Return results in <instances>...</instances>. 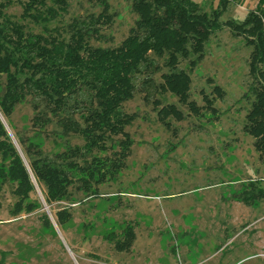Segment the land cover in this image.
Instances as JSON below:
<instances>
[{"label":"rangeland","instance_id":"rangeland-1","mask_svg":"<svg viewBox=\"0 0 264 264\" xmlns=\"http://www.w3.org/2000/svg\"><path fill=\"white\" fill-rule=\"evenodd\" d=\"M24 1L13 0L5 13L19 18ZM108 1L112 22L103 25L99 37L91 41L95 46H117L136 19L131 0ZM192 1L207 13L220 2ZM258 1L229 4L221 21H242ZM100 11L95 0H70L67 13L53 26L64 34L74 18ZM30 25L34 32L41 31ZM251 49L243 36L224 25L210 36L202 60L193 67L187 60L180 61L178 69L191 79L188 102L195 106L194 112L190 104L161 90V75L168 72L162 59H154L156 69L137 75L133 98L122 105L124 113L135 115L125 128L131 138L129 154L115 177L97 187L96 196H85L74 183L68 200L47 206L35 185L30 196L35 210L13 215V185L1 186L0 264H151L154 258L166 262L179 253L191 264H203L218 246L223 258L217 256L215 262L264 264V251H251L246 242L264 239V162L253 146L254 139L243 130L254 99L248 68ZM215 86L219 93L213 90ZM166 105H173L180 118L173 114L158 117ZM33 114L30 97L16 107L11 117L14 129L6 126L14 143L13 133L33 136ZM59 134L54 123L45 128L41 143L48 157L66 145L83 144L77 136ZM121 139L114 137L106 143L104 155L111 161L117 158L114 153H119ZM62 209L71 218L58 227L53 216ZM204 220L223 224L202 226ZM126 227L135 233L132 246L116 251L114 242L123 238Z\"/></svg>","mask_w":264,"mask_h":264},{"label":"trees","instance_id":"trees-1","mask_svg":"<svg viewBox=\"0 0 264 264\" xmlns=\"http://www.w3.org/2000/svg\"><path fill=\"white\" fill-rule=\"evenodd\" d=\"M69 1L25 0L17 18L5 13L13 0H0V188L5 183L13 185V215L35 210L36 205L30 201L35 185L45 204L52 206L71 197L74 183L85 196H96L97 187L115 177L131 145L125 128L135 118L124 113L122 105L133 98L137 75L157 68L155 58L162 59L168 69L161 75V90L196 111L188 102L191 79L178 69V64L187 60L193 67L202 60L210 36L224 25L243 36L246 46L252 48L248 68L254 99L243 130L254 139L253 146L264 162V0H259L257 8L240 22H222L221 17L229 4L244 0H220L210 13L192 0H131L136 19L128 35L115 47L91 42L99 37L103 25L112 22L108 0H95L100 13L74 18L64 34L53 26L67 13ZM30 24L41 31L34 32ZM213 90L220 92L218 86ZM28 97L34 113L33 136L24 138L13 133L14 143L6 126L14 129L13 112ZM206 103L209 107L210 101ZM168 114L180 118L173 105L157 112L160 118ZM52 123L60 136H77L83 144L66 145L48 157L41 139ZM118 136L122 137L118 141L120 151L111 161L104 155L106 143ZM41 218L46 225L51 224L45 214ZM53 218L62 227L71 214L62 209ZM122 235L114 242L119 252L128 251L135 238L132 227H126Z\"/></svg>","mask_w":264,"mask_h":264},{"label":"crops","instance_id":"crops-1","mask_svg":"<svg viewBox=\"0 0 264 264\" xmlns=\"http://www.w3.org/2000/svg\"><path fill=\"white\" fill-rule=\"evenodd\" d=\"M175 194H169V195H167L168 197H172V196H174ZM247 213V212H246ZM200 219V218H199ZM216 219V218H215ZM206 223H210V224H213V225H215V223H216V226L218 225V226H221L223 223H218V222H215V220H209V221H203L202 223H201V225L202 226H205V225H207ZM255 223V221H252L250 224H248V226L249 225H252V224H254ZM221 224V225H220ZM235 224V223H234ZM181 226H185L184 224H180ZM253 228V227H252ZM207 229L205 228V231H206ZM248 230V229H247ZM220 231V230H219ZM206 232H209V233H211V231H206ZM246 242L248 243V246H249V249L251 250V251H264V239L263 238H258V239H251V240H249V239H247L246 240ZM221 247V246H220ZM220 247L218 246L217 247V250L215 251V252H209L210 254L206 257V258H204L202 261H204L203 262V264H222V262H221V259H219V260H217L216 262H215V258L217 257V256H219V258H223V256H220V253H218V249H220ZM260 253V252H259ZM178 254V253H177ZM202 261H200V262H198V263H201ZM213 261V262H212ZM151 264H191V263H189V261H187V260H185L181 255H180V253H179V255H175V259H172V257H171V260L169 259L168 261H166V262H163V261H161V260H159V258L157 259V258H154V262L153 263H151ZM224 264H230V263H224Z\"/></svg>","mask_w":264,"mask_h":264}]
</instances>
